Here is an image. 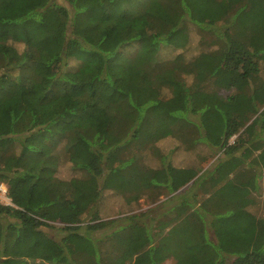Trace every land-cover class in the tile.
I'll list each match as a JSON object with an SVG mask.
<instances>
[{"label":"trees","instance_id":"1","mask_svg":"<svg viewBox=\"0 0 264 264\" xmlns=\"http://www.w3.org/2000/svg\"><path fill=\"white\" fill-rule=\"evenodd\" d=\"M260 90L264 0H0V264H264Z\"/></svg>","mask_w":264,"mask_h":264},{"label":"rangeland","instance_id":"2","mask_svg":"<svg viewBox=\"0 0 264 264\" xmlns=\"http://www.w3.org/2000/svg\"><path fill=\"white\" fill-rule=\"evenodd\" d=\"M187 26V33H185V36L182 40L184 47V54L188 58H194L197 57L203 50L202 47V33L193 25H186ZM208 40L210 37H206ZM20 50L23 48L21 46H18ZM135 46H130L126 49V53L129 55L134 51ZM179 50L176 48H166L160 55V60H167L169 59L172 55L176 54ZM180 52V51H179ZM72 66H75L76 63L72 62ZM263 91V92H260ZM257 91L256 93L257 99L261 103V111L264 110V90ZM107 125L105 129H107ZM248 135L246 133H242V138H244L245 141H247L249 138L247 137ZM232 143L235 141V138L231 140ZM198 153V150L195 151V149H191L190 151L187 150H181L176 155L174 156V166L179 169L177 172V176L179 177L180 181L179 182V190L177 192L172 193L173 196H176L178 193L182 192L185 190L188 185H190L192 182L188 183L187 185L186 182L191 179V177L194 176L196 173L195 167L199 166L198 161L196 160V154ZM213 161H210L209 163H206L203 165V167L207 168ZM62 173L65 174H73L67 172L68 170L62 169ZM1 187H6L5 185H1ZM7 189V187H6ZM178 189V188H177ZM8 190V189H7ZM169 191V190H168ZM170 192V191H169ZM172 196V197H173ZM104 198L100 202V205L97 207V210L99 212V217L103 220H109V219H114L119 217L120 215H128V214H133V213H138V212H143L150 207V203L146 200L143 199L139 203L135 205H125L124 201L121 199V197L115 196L110 194L109 192L105 193ZM254 199V206L252 207V212L256 216H264V172L262 174V177L260 179V188L259 190L252 195ZM169 196H162L160 198L161 201H165ZM0 203L3 205H12L11 199L8 197V193H5V189L0 190ZM90 220V216L85 217V222ZM56 229L49 230L48 232L55 235L58 239L62 237L63 231L61 230L64 226L57 224L55 225ZM71 247L74 250H78L80 248V242L77 240H74L71 244ZM172 261H168L165 264H172Z\"/></svg>","mask_w":264,"mask_h":264},{"label":"built area","instance_id":"3","mask_svg":"<svg viewBox=\"0 0 264 264\" xmlns=\"http://www.w3.org/2000/svg\"><path fill=\"white\" fill-rule=\"evenodd\" d=\"M3 189H5V193H8V190L6 189V187L5 188L4 187L0 188V190H3Z\"/></svg>","mask_w":264,"mask_h":264}]
</instances>
